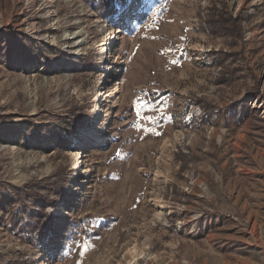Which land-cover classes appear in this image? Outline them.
Wrapping results in <instances>:
<instances>
[{
	"label": "rangeland",
	"instance_id": "rangeland-1",
	"mask_svg": "<svg viewBox=\"0 0 264 264\" xmlns=\"http://www.w3.org/2000/svg\"><path fill=\"white\" fill-rule=\"evenodd\" d=\"M0 264H264V0H0Z\"/></svg>",
	"mask_w": 264,
	"mask_h": 264
},
{
	"label": "bare ground",
	"instance_id": "bare-ground-1",
	"mask_svg": "<svg viewBox=\"0 0 264 264\" xmlns=\"http://www.w3.org/2000/svg\"><path fill=\"white\" fill-rule=\"evenodd\" d=\"M117 31H118V28H115V33H114V35H113V38H112V40L110 41L111 43L113 42V40H114V38H116L117 37ZM112 69H113V67L109 64V65H107V74H106V76H109L110 74H111V72H112Z\"/></svg>",
	"mask_w": 264,
	"mask_h": 264
},
{
	"label": "trees",
	"instance_id": "trees-1",
	"mask_svg": "<svg viewBox=\"0 0 264 264\" xmlns=\"http://www.w3.org/2000/svg\"><path fill=\"white\" fill-rule=\"evenodd\" d=\"M213 20H220L219 18H215V19H213Z\"/></svg>",
	"mask_w": 264,
	"mask_h": 264
}]
</instances>
